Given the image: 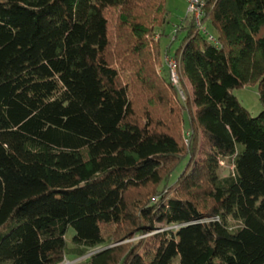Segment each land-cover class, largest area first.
<instances>
[{
	"label": "trees",
	"instance_id": "1",
	"mask_svg": "<svg viewBox=\"0 0 264 264\" xmlns=\"http://www.w3.org/2000/svg\"><path fill=\"white\" fill-rule=\"evenodd\" d=\"M203 12L162 55L166 0H0V264H264V0Z\"/></svg>",
	"mask_w": 264,
	"mask_h": 264
},
{
	"label": "rangeland",
	"instance_id": "2",
	"mask_svg": "<svg viewBox=\"0 0 264 264\" xmlns=\"http://www.w3.org/2000/svg\"><path fill=\"white\" fill-rule=\"evenodd\" d=\"M166 7L168 9V17H167V22L162 27L163 32L165 34L160 36V50H161L162 55L165 52L166 46L171 42L173 38L176 25L179 24L180 20L184 18L187 14V4L185 0H166ZM184 34H185V31L180 32L178 39L175 42H173V44H171L170 50H169L170 56L174 55L175 50L179 44V40L184 36ZM163 64L164 62L163 60H161V65ZM180 82H181V78L178 72V79H177L176 86H178L179 88H180ZM184 83H185L184 85L185 90L187 88L189 89V85H187L188 84L187 81ZM179 94L182 98H184V95L181 89H179ZM232 94L237 97L240 103L251 113V115H256L262 109V105L258 97L257 85L253 84V85H247L245 87H241L238 89H233ZM135 100L136 102H138L137 105L139 109H142L145 104H149L148 100L146 99V96H144L143 98L142 97L137 98ZM181 131L183 132L184 130L182 129ZM223 167L225 169L224 172H226V169L228 170L232 169L231 166L226 165V164H223ZM173 227H176V225ZM162 229L158 228V230H153V231L148 230V231H145V233L129 237L126 240L124 239V240L113 241L114 243H112L111 246H119V245L126 246L129 242H133L134 240L146 238L150 236L151 234L155 233L156 231H161ZM72 234H73V230L72 228H70L66 235V242H67V246L69 249L73 248V245L71 244V241H70ZM91 252L92 251H89L87 254H85L83 257H80V258H76L70 254H66L64 260L60 264H86L85 259L90 255Z\"/></svg>",
	"mask_w": 264,
	"mask_h": 264
},
{
	"label": "built area",
	"instance_id": "3",
	"mask_svg": "<svg viewBox=\"0 0 264 264\" xmlns=\"http://www.w3.org/2000/svg\"><path fill=\"white\" fill-rule=\"evenodd\" d=\"M187 4V13L192 17L196 29L208 39L213 40L212 36L208 33V29L203 22V6L204 0H185ZM164 64L168 68V73L171 82L177 85L179 62L174 57L166 54L163 58Z\"/></svg>",
	"mask_w": 264,
	"mask_h": 264
},
{
	"label": "crops",
	"instance_id": "4",
	"mask_svg": "<svg viewBox=\"0 0 264 264\" xmlns=\"http://www.w3.org/2000/svg\"><path fill=\"white\" fill-rule=\"evenodd\" d=\"M187 83H188V82H187ZM187 85H189V83H188ZM189 87H190V85H189Z\"/></svg>",
	"mask_w": 264,
	"mask_h": 264
}]
</instances>
